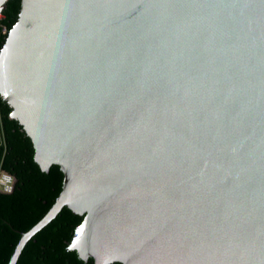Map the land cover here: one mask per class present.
Segmentation results:
<instances>
[{"label":"water","instance_id":"obj_1","mask_svg":"<svg viewBox=\"0 0 264 264\" xmlns=\"http://www.w3.org/2000/svg\"><path fill=\"white\" fill-rule=\"evenodd\" d=\"M0 97L63 173L8 264L63 206L93 264H264V0H20Z\"/></svg>","mask_w":264,"mask_h":264},{"label":"trees","instance_id":"obj_2","mask_svg":"<svg viewBox=\"0 0 264 264\" xmlns=\"http://www.w3.org/2000/svg\"><path fill=\"white\" fill-rule=\"evenodd\" d=\"M20 0H8L2 10L0 48L16 22ZM10 106L0 97V170L14 178L10 192L0 190V264H8L21 234L37 223L54 203L62 188L63 173L57 164L42 171L33 158L31 139ZM83 216L63 206L56 216L24 244L15 264H93L76 250L66 249ZM110 264H121L112 262Z\"/></svg>","mask_w":264,"mask_h":264},{"label":"built area","instance_id":"obj_3","mask_svg":"<svg viewBox=\"0 0 264 264\" xmlns=\"http://www.w3.org/2000/svg\"><path fill=\"white\" fill-rule=\"evenodd\" d=\"M3 17L2 11H0V19ZM6 33V27L0 22V34ZM0 190L5 192H10L12 190V179L9 181H2L0 179Z\"/></svg>","mask_w":264,"mask_h":264},{"label":"clouds","instance_id":"obj_4","mask_svg":"<svg viewBox=\"0 0 264 264\" xmlns=\"http://www.w3.org/2000/svg\"><path fill=\"white\" fill-rule=\"evenodd\" d=\"M0 172H1V174H2L3 176L6 177V181H9L10 178H11L12 181H13V177H12L10 174H8V173H6L5 171H2V170H0Z\"/></svg>","mask_w":264,"mask_h":264},{"label":"rangeland","instance_id":"obj_5","mask_svg":"<svg viewBox=\"0 0 264 264\" xmlns=\"http://www.w3.org/2000/svg\"><path fill=\"white\" fill-rule=\"evenodd\" d=\"M0 179H1L2 181H6V177L3 176V175L1 174V172H0Z\"/></svg>","mask_w":264,"mask_h":264}]
</instances>
